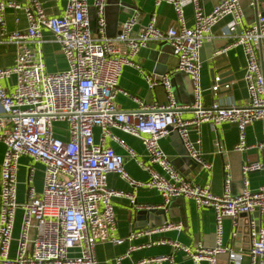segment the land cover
<instances>
[{"label": "built area", "instance_id": "1", "mask_svg": "<svg viewBox=\"0 0 264 264\" xmlns=\"http://www.w3.org/2000/svg\"><path fill=\"white\" fill-rule=\"evenodd\" d=\"M106 0H93L97 17L96 35L92 36L88 19V0H66L60 15L50 16L39 0L21 4L16 0H0V41L16 46L12 65L0 67V142L5 145L0 163V264H99L95 246L99 242L119 244L113 199L125 197L130 205L136 203L135 190L154 188L162 197L164 207L174 198L191 199L197 209L214 211L215 243L213 246L191 248L170 238H156L139 247L167 245L182 251L194 264H217V256L227 253L228 262L242 264L240 250L233 244L222 243L223 220L231 219V238L241 229L238 219L247 217L246 235L249 264H264V182L255 190L248 188L250 173L264 169V161L245 160L240 166L242 193L232 194L229 165L222 193L211 191L207 184H196L183 176L172 165L162 150L160 139L175 131L181 138L187 156L200 167L211 168L200 150L201 139L189 137L192 127L204 122L218 126L231 123L237 126L238 141L234 151H244L247 144L246 128L254 121L262 122V139L254 147L264 150V0H220L208 12L203 0H189L194 23L187 26L184 5L186 0H155L158 6L169 3L175 13L176 26L159 29L152 16L144 25L139 14L133 12L119 27V33L107 37L105 33ZM243 2H246L245 4ZM7 9L22 10L26 18L24 29L7 31ZM245 9L254 11L251 22L245 20ZM224 18L229 22L221 36L228 43L217 52L240 46L245 58L244 83L247 105L223 103L219 98L210 105L201 100L200 57L202 44L212 38L211 28ZM51 32L59 43L67 69L46 70L42 60V30ZM167 42L176 57L175 71L185 72L194 89V104L179 106L172 99L169 72L158 78L145 73L150 88L162 86L166 91L164 104L145 102L132 96L135 110L120 111L115 103L118 93H129L118 86L124 66H134V57L149 42ZM139 68V67H137ZM14 78L11 91L2 81ZM211 92L230 90L232 83L217 74L212 79ZM191 107L192 117H181V110ZM56 122H64L69 138L54 135ZM101 130L96 141L93 128ZM171 127L172 129H169ZM117 128L141 139L147 161L136 157L135 151L112 134ZM106 138L122 144L127 157L150 175L147 182L129 176L124 168L125 157L106 146ZM30 156L44 167L42 192L37 195L28 188L26 199L17 201V167L20 157ZM157 166L158 169H155ZM120 175L131 187L130 191L116 190L107 183V175ZM151 206H145L149 209ZM22 210L16 255L9 257L16 210ZM259 211V217L253 213ZM259 223V225H258ZM181 230L180 223L167 221L154 229H132L127 240L150 233ZM32 230V234H31ZM232 240V241H233ZM127 254L116 258L117 264ZM174 264L170 255L152 256L135 264Z\"/></svg>", "mask_w": 264, "mask_h": 264}, {"label": "crops", "instance_id": "2", "mask_svg": "<svg viewBox=\"0 0 264 264\" xmlns=\"http://www.w3.org/2000/svg\"><path fill=\"white\" fill-rule=\"evenodd\" d=\"M21 4H26L29 0H16ZM46 13L50 16L60 15L65 7L66 0H39ZM220 0H203V9L208 12ZM133 12L139 14V23L144 25L152 16L156 18V25L159 29H166L170 26H176L175 13L169 3L162 2L158 6L155 0H106L104 8L105 16V33L107 37H114L119 32L120 25L129 18ZM185 22L187 26L194 23V14L189 0L184 5ZM88 17L93 27L92 36L96 35L97 17L93 0H88ZM254 18V11L246 9L245 20L251 22ZM5 22L7 31L14 29H24L27 25L26 18L22 10L7 9L5 12ZM229 18H224L214 25L212 38L207 46L202 48L200 57V78L201 100L205 105H210L213 99L219 98L223 103L234 102L235 104L247 105L246 83L243 75L245 70V58L243 49L240 46L227 48L224 52H217L222 49L228 41L221 36V32ZM211 44V46H210ZM211 51H213L212 55ZM16 46L13 43L0 41V67H8L13 64L15 58ZM42 60L45 68L49 72L63 71L67 69L66 59L61 52L59 43L54 39L50 31L42 30L41 43ZM177 64L170 45L165 42H149L144 48H141L134 57V66L127 65L123 67L118 80V86L129 93L128 96L118 93L115 103L120 111L128 112L135 110L137 104L133 102L132 96H136L145 102H156L164 104L166 101L165 89L158 85L150 88L144 79V74L148 73L152 77L158 78L163 73L169 72V82L171 84L172 99L179 106H191L194 104V89L190 77L185 72L175 71ZM260 64L264 70V57L260 55ZM139 67V68H137ZM229 72L222 76L223 81H230L232 87L230 90H220L216 96L211 92L212 79L217 74ZM6 90L11 91L14 87V78L2 81ZM1 111V107H0ZM191 107H184L181 110V117H192ZM54 135L67 140L69 138L67 126L64 122H56L53 127ZM111 132L118 139L123 141L126 146L131 147L136 157L147 161L146 152L141 139L132 134L112 128ZM101 130L99 127L93 128V136L96 141L100 139ZM247 144L251 147L244 151H234L233 147L238 141L237 126L231 123H222L214 126L211 123L204 122L199 128L192 127L189 131V137L193 140L201 139L200 150L204 158L211 163L210 169L200 167L193 159L187 156L181 138L175 131L160 139L159 143L164 153L169 156L174 168L183 176L187 177L193 183L209 185L211 191L216 194L222 193L223 181L227 170L224 169L226 164L229 165L231 174L232 194L238 195L242 192L243 182L240 166L243 161H264V150H259L254 145L262 139V122L254 121L246 128ZM104 144L112 148L115 152L125 157L124 168L126 173L140 182H147L150 175L142 170L136 161L127 157L126 150L121 143L113 138H106ZM5 145L0 142V163L3 158ZM158 169L157 166H154ZM44 167L40 162L34 161L30 156H22L19 159L17 167V201L23 202L26 199L28 188L33 187L36 194L39 195L43 189ZM264 182V169L252 172L248 176V188L255 190ZM107 183L116 190L130 191L131 187L118 174L109 173ZM136 203L139 207L130 205L125 197H115L113 199L114 213L116 218L117 237L124 238L119 244L112 242H99L95 246V256L99 264H117L116 258L127 254L120 260L119 264H135L142 259L152 256L170 255L174 264H194L191 259L180 250H174L172 246L167 245H150L149 248L139 247L156 238H170L183 245L191 248L198 245L213 246L215 243L214 211L211 208L197 209L191 199L174 198L168 202L166 208L167 221L180 223L181 230L172 229L165 232L150 233L138 238L127 240L132 229L142 224L136 219L137 210H148L145 206L159 207L163 200L161 194L154 188L140 187L135 190ZM22 210L17 209L12 231V241L9 248V257L14 258L16 255L17 238L20 231ZM162 215L152 216L155 224L145 226L142 229H154L160 224ZM242 217V226L244 225ZM222 243L231 242L235 250L242 253V264L248 262V248L246 247L247 237L242 234L240 243L231 238L232 226L231 219L223 220ZM244 227V226H243ZM32 234V230H31ZM233 240V241H232ZM202 264H208L206 261ZM217 264H231L228 262V255H221L217 258ZM156 264H167L161 262Z\"/></svg>", "mask_w": 264, "mask_h": 264}, {"label": "water", "instance_id": "3", "mask_svg": "<svg viewBox=\"0 0 264 264\" xmlns=\"http://www.w3.org/2000/svg\"><path fill=\"white\" fill-rule=\"evenodd\" d=\"M243 3L245 4L246 2H243ZM249 10H252V9H249ZM244 11L246 13V9ZM207 45H208V43H203L202 46L200 47L199 53H202V48L204 49V47L207 46ZM210 46H211V44H210ZM212 53H213V51H211L210 56L212 55ZM227 73H229V72L227 71V72H224V73H222L220 75L223 76V75H226ZM169 129H172V128L169 127ZM167 207H168V203H166V205L164 207H152V208H149L148 210H137L135 212L136 219L138 221H141L142 224H140V226H137L136 228L137 229H142L145 226H149V225L155 224L151 220L152 216H154V215H162V217L160 219V222H159L160 224L167 222V216H166V211H167L166 208ZM253 216L254 217H259V211L256 210V212L253 213ZM242 217H244V216L242 215L238 219V223H240L241 226H242V224H241L242 223V219H241ZM244 222H245L244 225H243L244 227L243 226L241 227V229L239 230V235L236 238V241L238 243H240L242 234H244V236L246 235V232H247V230H246V228H247V226H246L247 217L244 218ZM258 225H259V223H258ZM246 247L247 248L249 247L248 243H246Z\"/></svg>", "mask_w": 264, "mask_h": 264}, {"label": "rangeland", "instance_id": "4", "mask_svg": "<svg viewBox=\"0 0 264 264\" xmlns=\"http://www.w3.org/2000/svg\"><path fill=\"white\" fill-rule=\"evenodd\" d=\"M88 19H89V17H88ZM89 28H90V31H91V33H93V27H92V24H91V22H90V20H89ZM243 191V190H242ZM242 193V192H241ZM221 255H226V253H221V254H219L218 256H217V258H220L221 257Z\"/></svg>", "mask_w": 264, "mask_h": 264}]
</instances>
